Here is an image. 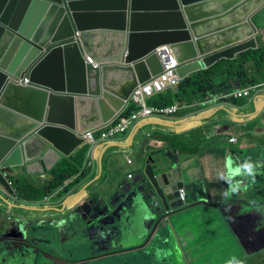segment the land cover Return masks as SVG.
<instances>
[{
  "label": "water",
  "instance_id": "obj_1",
  "mask_svg": "<svg viewBox=\"0 0 264 264\" xmlns=\"http://www.w3.org/2000/svg\"><path fill=\"white\" fill-rule=\"evenodd\" d=\"M263 9L264 0H0V181L11 170H50L53 151L69 157L82 148L83 132L111 120L162 71L157 48H171L179 80L258 49L253 17ZM152 164L144 174L154 198L135 191L166 213L181 209L179 169ZM84 206L89 218L92 205ZM243 226L231 225L240 242Z\"/></svg>",
  "mask_w": 264,
  "mask_h": 264
},
{
  "label": "crops",
  "instance_id": "obj_2",
  "mask_svg": "<svg viewBox=\"0 0 264 264\" xmlns=\"http://www.w3.org/2000/svg\"><path fill=\"white\" fill-rule=\"evenodd\" d=\"M105 11L115 12L117 10L109 8ZM262 11L264 13V10ZM255 17H253V21H255ZM262 21L263 24L260 27L255 25L258 36H262L264 41V17ZM103 26L115 27L113 24H108L107 21ZM237 57L238 55L234 59ZM222 88L224 89L218 91L216 96H206L203 100H195L189 104L180 103L179 110L172 116L140 120L126 134L114 140L95 142L92 147L93 167L86 171L88 178L83 183L80 180L76 181L75 178H70L63 187L42 199L21 200L17 197L15 189L0 181V198L2 199H0V209L5 212V214L3 213L5 222L2 233L5 236L4 239L12 237L11 241L4 239L0 241V255L4 257L11 254L13 258L17 257L21 264H47V261L51 264H58L48 254L37 251V249L33 250V248H29V252L26 251L25 256L18 255V245L23 246L28 238V236L25 238V232L22 240L19 241L16 238L20 223L25 225L28 220L31 222L33 232L29 236H32L34 231L61 220V215H64L66 211L70 217L76 206L94 205L95 203L100 207L93 210L89 216L93 226L90 232V241L87 242V245L82 242L81 231H85L84 229L79 231L77 237L78 245H84L79 253L86 252V255L78 257L75 262L84 261L85 257L89 259L94 257L98 259L92 262L86 261L84 264H106L105 262L108 260L119 264H127L128 260L132 264V257L140 256L138 254L143 253L145 259L152 260V264H185V262L189 264H217L222 261L220 258L222 254L227 259L235 255L243 259L244 264H264V208L262 213H256L253 210L257 201L264 203V199L258 194V186L255 182L251 183L246 180L241 191L225 200L221 196V191L226 189L227 185L219 180L217 175L218 171L223 170L224 157L227 154L243 159L248 153L247 158L264 162V150L257 143V138L264 139V86L254 93L250 100L236 99L230 96V93L235 90L245 88L235 80L230 79L229 82L222 85ZM225 88L230 90L225 91ZM224 113H227V116L223 115ZM242 117H246V119H241ZM190 133H193V136L189 141L177 140ZM230 138H236V142L231 143ZM180 143L188 144V146L183 149L179 147ZM173 144L178 146L179 150H176ZM239 148L245 149L247 152L238 154ZM234 149L235 153L232 152ZM73 153L69 157H64L53 151L46 157V164L50 169L62 158L72 161ZM127 159L131 160V164H127ZM152 162L154 163L152 164L153 168L157 165L161 167L163 164L167 166L174 164L179 169L187 194L189 195V187L195 190L196 199L188 200L187 196L185 204L188 209L187 215L191 217H184L186 220L184 219L177 229H173L166 222L164 234H161L157 228L161 221L156 224L158 219L150 217L153 209L149 207L151 205L149 200L144 199L139 191H135L140 186L146 188V193L151 190V185L143 171L146 165ZM47 171L26 173L25 169H16L12 170L8 177L23 178L38 186V184H44L48 179ZM128 175L131 177L128 178ZM258 175H264V168L260 169ZM39 180H41L40 183ZM217 181L219 185L215 186ZM194 185L200 186L202 191L200 192V188H195ZM204 192L205 196L202 198ZM138 196L142 197V202L138 201ZM149 197L150 200L154 198L152 192ZM210 200L216 205L226 206L224 213L219 218L220 223L216 230L212 224L214 219L210 217L213 210ZM8 201L10 204L7 203ZM151 206L154 207V204ZM155 206L159 216L164 215L161 217L162 221L172 219L169 216L174 213L179 214L180 210L166 213L156 204ZM262 206L264 207V204ZM143 207L151 209H147L143 219L145 223L143 234L121 226L120 217L129 213L137 214ZM60 208L63 212L56 215L55 213L60 212L56 209ZM246 209L254 215L238 219L240 212ZM22 210L29 211V213L23 215ZM112 210L117 211L114 216L111 214ZM153 215L156 216V213L153 212ZM46 217L53 218L52 224L46 221ZM95 218L99 219L100 225L94 220ZM243 219L246 221H241ZM235 221L246 224L241 229L245 230L244 235L247 242H240L233 231L228 234L227 238L224 237L226 228L231 227ZM59 227L64 233L65 227L63 225H59ZM122 228L125 234L113 240L110 230L119 232ZM212 228L214 229L212 230ZM47 231L46 239H56L54 231ZM213 231H216L218 236ZM97 235L100 236L96 238ZM132 239L133 242H137L136 245L130 243ZM118 240L121 244H117ZM118 245L124 246L115 249ZM228 246L232 248V251L227 248ZM250 246L254 248L252 251L257 254V257L254 258L256 254L251 256L249 251L244 249V247L250 248ZM4 247L10 249L3 251ZM101 247L106 249L101 250ZM110 248L114 250H110ZM108 253H116V256L107 257ZM62 254L68 257L67 253ZM212 254H216V256L212 257ZM164 258L168 259L169 263H164ZM40 260H42L41 263H39Z\"/></svg>",
  "mask_w": 264,
  "mask_h": 264
},
{
  "label": "trees",
  "instance_id": "obj_3",
  "mask_svg": "<svg viewBox=\"0 0 264 264\" xmlns=\"http://www.w3.org/2000/svg\"><path fill=\"white\" fill-rule=\"evenodd\" d=\"M257 40L260 45L258 49L247 50L239 54L234 60H220L206 70L195 72L179 82L177 91L169 89L163 93L156 94L148 101V104L167 106L173 102H177L178 104H189L195 100H203L206 96H216L218 91L223 90L222 85L229 82L230 79L239 82L241 87L264 83V41L262 36H258ZM243 64H248L247 68H242L241 66ZM224 76H226V78H221ZM228 90L230 89L225 88V91ZM134 109H136V105L131 104L125 113L128 114ZM192 136L193 133H190L177 140L189 141ZM173 145L176 150H179V147L184 149L188 146V144L185 143H180L179 147L175 144ZM85 151L86 147H82L73 153L72 161L67 158H62L58 163L56 162L57 164H54V166L47 172L49 177L45 180L44 184H38L37 186L23 178L8 177L11 180L17 197L21 200L42 199L60 187H63L65 182L74 176H76V181L80 180V182L83 183L88 178L86 170L83 169L84 171H81ZM232 152L235 153V149L232 150ZM246 152L247 150L242 148L237 150L238 154H244ZM258 172H260V170ZM255 179L258 181L261 180L258 193L260 192V196L264 199V175L256 177ZM38 182L40 183L41 180ZM218 183L219 182L217 181L215 186H218ZM210 204H213L211 208L217 206L212 200H210ZM96 206L97 205L94 204L90 206L89 209H93ZM3 224L4 215L0 212V232L3 230ZM213 232L216 233V231ZM216 236H218L217 233ZM110 250L114 249L110 248ZM47 264H51V262L47 261Z\"/></svg>",
  "mask_w": 264,
  "mask_h": 264
},
{
  "label": "rangeland",
  "instance_id": "obj_4",
  "mask_svg": "<svg viewBox=\"0 0 264 264\" xmlns=\"http://www.w3.org/2000/svg\"><path fill=\"white\" fill-rule=\"evenodd\" d=\"M264 10V9H263ZM263 17H264V13L263 11H260L258 13V15L255 17V21L256 25L258 27H260L263 24ZM263 39V38H262ZM248 64H243L241 67L242 68H247ZM221 78H226V76L221 77ZM224 89V88H223ZM223 115L227 116V113H224ZM241 119H246V117H242ZM260 141V143H259ZM257 143L259 144V146H261L264 150V139L260 140V138H257ZM83 147H86V151L84 154V158L87 155L88 152V146L84 145ZM251 152L254 155V152L251 150ZM246 158L248 156V153L245 155ZM261 175H258V177ZM35 182V181H34ZM36 184V182H35ZM195 188H200V192L202 191V188L199 186H195ZM148 193L150 194L151 192L148 191ZM188 200H193L196 199L195 197V190H192L191 187H189L188 190ZM205 196V192L202 193V198H204ZM149 202V201H148ZM9 203V202H7ZM10 204V203H9ZM186 204V203H185ZM82 206V205H81ZM79 206V209L77 210V216L74 218H69L66 219L67 217H69L67 211L64 215H61V220H58V222H56L55 224H52L51 220L53 218H49L46 217V221L50 222L52 225L46 226L43 229H38L36 232L34 231V234L32 236H29L30 233L33 232V230L31 229V222L28 220L25 225L24 223H20L21 226L18 229V237H16L19 241L23 239V233L25 232V238L28 236V238L26 239V243L22 245H18V255H22L25 256V252H29V248H33V250L37 249V251L43 252L48 254V256L51 259H55L56 262H58V264H84L86 261L92 262L98 258H92L89 259L88 257H85L83 259H85L84 261H80V262H75L77 260L78 257L80 256H85L86 252H81L79 253L80 249L84 248V245L79 246V242H78V233L79 231H81V229H84L85 231H81V237H82V242L85 243L87 245V242L90 241V232L93 229V226L91 225V221L90 218H87L85 215L87 209L86 207L83 205L82 207ZM96 207H100V205L98 204V206ZM150 207V206H149ZM5 208V207H4ZM78 207L76 206L75 209H77ZM226 206H221V205H217L216 207L212 208V212L210 213V217H212L214 220H212V224H214V228L216 230V227L219 226L220 220L219 218H221V214L224 213ZM263 206L259 205V206H255L254 207V211L262 213L261 211H263ZM137 209H139V207H137ZM147 209L150 208H145L143 207L142 210L138 211L137 214H127L126 216L120 217V222H122L121 226L122 227H126L129 230H132L133 232H138L140 234H143L144 231V226L145 223L143 222V219L145 217V214L147 212ZM153 210H151V214L150 217H156L158 220H156V224H158V221L160 222V225H158V231L161 234H164V226H166V222L169 223L170 227H172L173 229H177L178 225H181L183 220L185 219L184 217H191L188 214V209L187 207L183 206L181 207V209L179 210V214L178 213H174V215H170L169 217H172V219H166L163 220L164 215L162 214L161 216H159V213L157 212V209L154 207L152 208ZM1 210V209H0ZM13 211V209H11ZM59 210L60 212L55 213L56 215L58 213H62L63 210L60 209H56ZM89 216L90 214L93 212V209H89ZM95 210V209H94ZM3 211V210H2ZM1 211V212H2ZM153 212L156 213V216L153 215ZM181 212V213H180ZM2 213L5 214V212L3 211ZM25 213H29V211L26 210H22V214L26 215ZM225 215V214H224ZM252 214L249 210H244L240 212V215H238V219H242L243 217H251ZM73 219V221H72ZM186 220V219H185ZM61 221H63L64 223L61 224ZM241 221H246V220H241ZM17 222V220H16ZM59 225H63L65 227L66 230H64L65 232L62 233L61 232V228L59 227ZM234 225H237V222L234 223ZM25 227V230H24ZM212 228V230L214 229ZM47 230H52L54 231V238L51 239H46V234L48 233ZM7 231V229H6ZM77 231V232H76ZM106 231V230H104ZM113 236V240L120 237V235H124V229L122 228V230H120L119 232H113L112 230H110ZM232 231L231 227H227L226 228V234L224 235L225 238H227L228 234H230ZM8 232V231H7ZM73 232H75L74 234H72ZM7 234V233H6ZM182 234V233H180ZM100 235H97L96 238H98ZM141 236V235H140ZM4 236L0 234V241H2L4 238ZM157 237V236H155ZM169 237V236H167ZM38 239H46V240H38ZM169 239V238H168ZM7 241H11L12 237H7L6 239ZM66 241V242H65ZM131 244L136 245L137 242H133V239L130 241ZM227 243V241H226ZM117 244H121L119 243V240L117 241ZM17 246V245H16ZM124 245H118L115 247V249H119L122 248ZM11 247V245H10ZM228 249H230L232 251V248L230 246L227 247ZM10 249V248H9ZM9 249H6L5 247L3 248V251H8ZM106 248L101 247V250H104ZM36 251V252H37ZM86 251V250H85ZM252 251V249H251ZM2 252V250H1ZM253 253H250L251 256L253 254H256L254 251H252ZM62 253H67L68 257H66L65 255H63ZM140 256H133L132 257V264H152V260L150 259H145V255L142 253L138 254ZM65 256V257H64ZM116 253H108L107 257H115ZM216 256V254H212V257ZM128 257V256H127ZM257 257V254L254 256V258ZM146 258H148V256H146ZM220 258L222 261L218 262L217 264H225V261L227 260L225 255H220ZM60 260V261H59ZM64 261V262H61ZM42 260L39 261V263H41ZM169 263L168 259L164 258V263ZM224 262V263H223ZM106 264H119L117 262L112 263L111 260H108L107 262H105ZM214 263V262H212ZM0 264H21L20 260L15 257L13 258V256L11 254L2 257L0 255ZM127 264H130L129 261L127 260ZM185 264H189L188 262H185Z\"/></svg>",
  "mask_w": 264,
  "mask_h": 264
},
{
  "label": "built area",
  "instance_id": "obj_5",
  "mask_svg": "<svg viewBox=\"0 0 264 264\" xmlns=\"http://www.w3.org/2000/svg\"><path fill=\"white\" fill-rule=\"evenodd\" d=\"M77 37L78 33L74 35L75 39ZM74 42H76V40ZM156 55L161 64L162 71L148 81L138 84L132 90L123 107L111 120L81 134L84 143L88 145L87 160L85 162L87 167L91 165V148L95 142L114 140L124 135L128 129L140 120H145L150 117L165 118L174 115L178 111L179 106L176 102L167 106L148 104V101L153 98L154 95L163 93L167 89H173L177 87L179 83V79L175 72L179 67V63L174 57L171 48L167 45L161 46L156 50ZM85 62L95 66L92 58L89 56L85 57ZM17 82L20 84L26 83V79L17 80ZM258 88L259 87L241 89L235 91L233 96L235 98L250 97L252 95V90L255 92ZM131 104H135L136 109L126 114L125 112H127L126 110ZM230 141L234 142L235 138H232ZM127 162L131 163L130 160H127ZM128 177H130V175ZM178 192L180 199L185 201L187 195L186 190L179 189Z\"/></svg>",
  "mask_w": 264,
  "mask_h": 264
},
{
  "label": "clouds",
  "instance_id": "obj_6",
  "mask_svg": "<svg viewBox=\"0 0 264 264\" xmlns=\"http://www.w3.org/2000/svg\"><path fill=\"white\" fill-rule=\"evenodd\" d=\"M254 22V21H253ZM255 23V22H254ZM256 24V23H255ZM76 34V33H75ZM258 37V35H257ZM72 42V41H71ZM74 42V40H73ZM257 42H259L257 40ZM164 46V45H163ZM260 46V45H259ZM158 49V48H157ZM156 49V50H157ZM86 56H89L91 57L90 55H85L84 56V61H85V57ZM92 58V57H91ZM93 60V59H92ZM94 62V61H93ZM86 64H90V63H87L85 62ZM95 66L93 67H96L97 64L94 62ZM25 79V78H23ZM23 79H16L15 81L17 82V80H23ZM181 80H179L180 82ZM26 82H27V79H26ZM18 83V82H17ZM20 84V83H18ZM25 83H22L20 85H24ZM179 84V83H178ZM178 86V85H177ZM262 86H264V83H260V84H257V85H254V86H248V87H245V88H254V87H259L255 92L252 90V95L250 97H242L243 99H248L250 100L252 97H253V94L256 93ZM176 88V87H175ZM175 88L174 91H175ZM243 88V89H245ZM169 90V89H167ZM166 90V91H167ZM238 90H241V89H238ZM238 90H235V91H238ZM234 91V92H235ZM165 92V91H164ZM234 92L230 93V96L234 97L233 94ZM160 94V93H159ZM235 98V97H234ZM236 99H240V98H236ZM177 103V102H176ZM177 105L179 106L180 108V105L177 103ZM179 110V109H178ZM136 124V123H135ZM134 124V125H135ZM133 125V126H134ZM132 126V127H133ZM131 127V128H132ZM130 128V129H131ZM128 129L125 134L130 130ZM232 138H230L231 140ZM229 140V141H230ZM231 142V141H230ZM236 142V138H235V141ZM234 142H231V143H234ZM86 145V143H85ZM88 146V145H86ZM87 160V155L86 157L84 158V161H83V165H82V168H81V171L83 169H85L86 171L88 170V168H92L93 167V158H92V148H91V157H90V160H91V165L90 166H86L85 162ZM129 160V159H127ZM126 160V162H127ZM131 161V160H130ZM127 164H131V163H128ZM264 168V162H261V161H254L250 158H243V159H240V158H234L231 154H227L225 157H224V167H223V170H220L218 171V179L223 181L226 185H227V188L222 190L221 191V196L223 199L227 200V199H230L232 195L238 193L239 191H241L242 187L245 186V181H250L251 183H256V185L258 186V188L260 187V183H261V180L258 181L256 180L255 178L258 177V170ZM145 169V168H144ZM12 171V170H11ZM11 171H9L8 173H5L3 174L4 176V180L6 181L7 185L11 188H13L12 186V183H11V180L8 178V175L11 173ZM49 171V170H48ZM47 171V172H48ZM84 171V170H83ZM144 172V171H143ZM129 176V175H128ZM131 177V175H130ZM128 177V178H130ZM72 178H76V176L72 177ZM71 178V179H72ZM14 189V188H13ZM184 189V186L183 188ZM52 194V193H51ZM259 195L261 194L260 192L258 193ZM48 196V195H47ZM187 196L188 194L186 195V199H185V203L187 202ZM46 197V196H45ZM180 198V197H179ZM47 198H45L46 200ZM138 201H141L142 202V197L138 196L137 197ZM256 206H259V205H262L264 203H261L260 201H257L256 203ZM97 209V208H96ZM2 211V210H0ZM235 222H239V221H235ZM234 222V223H235ZM64 222L61 221V224H63ZM230 223V222H229ZM233 223V224H234ZM240 223V222H239ZM232 224V226H233ZM245 233V230H243V237H244V241L247 242V239H246V236L244 235ZM235 236L237 237V235L235 234ZM238 238V237H237ZM239 240V238H238ZM244 249L246 251H249V253H251V249L253 250L254 248H252L250 246V248H247V247H244ZM225 264H244V260L243 259H240L238 258L237 256L233 255L231 257H229L226 261H225Z\"/></svg>",
  "mask_w": 264,
  "mask_h": 264
},
{
  "label": "flooded vegetation",
  "instance_id": "obj_7",
  "mask_svg": "<svg viewBox=\"0 0 264 264\" xmlns=\"http://www.w3.org/2000/svg\"><path fill=\"white\" fill-rule=\"evenodd\" d=\"M4 222H5V218H4Z\"/></svg>",
  "mask_w": 264,
  "mask_h": 264
}]
</instances>
